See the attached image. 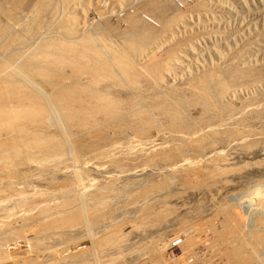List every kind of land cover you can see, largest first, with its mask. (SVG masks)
Returning <instances> with one entry per match:
<instances>
[{
	"label": "rangeland",
	"instance_id": "374dc122",
	"mask_svg": "<svg viewBox=\"0 0 264 264\" xmlns=\"http://www.w3.org/2000/svg\"><path fill=\"white\" fill-rule=\"evenodd\" d=\"M37 1L0 0V62L9 61L10 68L16 67L19 73V64L38 45L79 37L83 28L70 36L65 33L71 15L76 14L87 30L108 28L111 36L103 39L111 49H128L137 40L133 30L137 28L140 34L145 24L156 38L168 16L181 13L186 17L169 23L158 45L152 37L129 51L128 61L140 78L130 77L134 82L119 76L118 67L111 66V51L104 53L103 48L98 63L113 67L110 74L114 76L98 84L89 83L90 74L79 77L76 72L72 78L73 65L57 67L55 74L44 78H32L31 65L25 68L32 71L25 73L30 79H21L17 72L21 77H14L18 78L14 82L34 79L48 97L51 90L73 80L78 88L90 84V89L107 92L121 105L117 118L94 129L93 125L81 127L78 117L68 123L60 113L49 124L22 122L32 132L41 129L53 136L49 141L55 143L54 149L49 141L9 146L3 142L6 127L0 128L4 144L0 145V264H264V0H79L84 3L77 2L80 7L74 4L71 9L62 0H43L44 8ZM39 18L44 20L41 24ZM128 30L133 33L124 42L122 33L130 34ZM97 45L92 48L100 51ZM189 45L199 55L188 51ZM174 58L176 62L182 59V66L174 65ZM89 62L93 67L95 61ZM152 67L158 71L149 73ZM169 68L178 75L165 77ZM210 73L234 77L235 87L242 88L235 100L217 101L214 106L219 111L192 99L195 83ZM165 101L184 107V127L176 129L172 119L160 112L157 105L163 108ZM81 211L82 215L86 212L84 220L74 217ZM60 214L66 224L44 227Z\"/></svg>",
	"mask_w": 264,
	"mask_h": 264
},
{
	"label": "bare ground",
	"instance_id": "6f19581e",
	"mask_svg": "<svg viewBox=\"0 0 264 264\" xmlns=\"http://www.w3.org/2000/svg\"><path fill=\"white\" fill-rule=\"evenodd\" d=\"M39 2H40V6H43L44 4H46V3H44V1L42 0V2L40 1V0H38ZM38 1H37V3L36 4H38ZM63 2H62V4H64L65 6H68V8H70L69 6H72L73 7V5L75 4V6L77 5V2H78V4L80 3V1L79 0H62ZM199 1V0H198ZM204 1V0H203ZM50 2V1H49ZM61 2V1H60ZM89 2V1H88ZM157 2V1H156ZM53 3V2H52ZM82 3H84V2H82ZM82 3H80V4H82ZM152 3V2H151ZM35 4V5H36ZM54 4V3H53ZM57 4H58V2H57ZM86 4V3H85ZM84 4V5H85ZM87 4H89V3H87ZM154 4V3H153ZM61 5V4H60ZM83 5V6H84ZM116 5V4H115ZM124 5V4H123ZM155 5V4H154ZM46 6V5H45ZM54 6V5H53ZM58 6V5H57ZM82 6V5H81ZM138 6V5H137ZM140 7H141V5H139ZM156 6H158V5H156ZM10 7V6H9ZM34 7V6H33ZM38 7H39V4H38ZM37 7V8H38ZM55 7H56V5H55ZM77 7H78V5H77ZM80 7V6H79ZM78 7V8H79ZM151 7V6H150ZM164 7V6H163ZM6 8V7H5ZM43 8H44V6H43ZM46 8V7H45ZM63 8V7H62ZM77 8V9H78ZM118 8V7H117ZM144 8V7H143ZM147 8V7H146ZM9 9V8H8ZM7 9V10H8ZM27 9V8H26ZM36 9V8H35ZM52 9V8H51ZM71 9V8H70ZM74 9H76V8H74ZM156 9V8H155ZM6 10V11H7ZM10 10V9H9ZM8 10V11H9ZM53 10V9H52ZM51 10V11H52ZM67 10H69V9H67ZM149 10H150V8H149ZM166 10V9H165ZM5 11V10H4ZM42 11V10H41ZM41 11L38 9V12H37V14H39L40 15V13H41ZM48 11H50V10H48ZM54 11V10H53ZM122 11V10H121ZM155 11V10H154ZM154 11L153 12H151L152 14L154 13ZM43 12H44V10H43ZM72 12V11H71ZM158 14L161 12L162 13V11L161 10H157L156 11ZM156 12L154 13V14H156ZM1 13V12H0ZM34 13H35V11H34ZM50 13H52V12H50ZM69 13V12H68ZM77 13V12H76ZM164 13V12H163ZM4 14H5V12H4ZM78 14V13H77ZM88 14V13H87ZM145 14V13H144ZM169 14H170V12H169ZM168 14V15H169ZM179 14V13H178ZM1 15H3V13L1 14ZM8 15H9V13H8ZM39 15H37V16H39ZM52 15V14H51ZM68 15H70V14H68ZM76 15V14H75ZM75 15H71L70 17H68V19H67V21H66V23H67V26H68V29H65V33H68L69 34V36L71 35V34H75V32H76V29H79L80 31H81V29H82V31L80 32V35H79V37L77 38V39H79V41H76L75 39H67V40H64L63 42H60V41H54V39H51V40H47V41H45V42H43V44H41V46L40 45H38V43H36L39 47L37 48V47H35L36 46V44L34 45V47L35 48H37L36 49V51L35 52H33L32 54H30V55H28V58L27 57H25L26 56V54H25V58L26 59H28V60H22V66L19 64V66H18V68H19V70H20V72L21 73H19L18 72V70L17 69H15V68H10L11 66L7 63V62H9V61H7V62H3V61H1V62H3V63H1L0 62V128L1 127H6L5 128V130H6V135H5V139H4V141L3 142H5L4 144H6V142H7V144L9 145V146H11V145H13V146H15V145H25V144H35V143H41V142H43V141H49V138L50 139H54V137L52 136V138L51 137H49V135H44L43 133H42V131H41V129H39V130H33V131H35V132H32L31 131V129L29 128V127H27V126H23L22 124H24V123H22V122H24V120L25 119H30V120H34V121H36V122H38V121H43L44 120V122H46V123H51L50 122V119H54V118H56V116H54V114H56V113H60L63 117L62 118H64V120H66V122H68V123H73L74 121H76L77 120V117H78V119L80 120V121H78V123L80 124V125H82L81 127H84V126H90V125H93V129L94 128H96V127H98V126H102L103 125V122H108V120H112L111 118H114L118 113H120V103H119V101L118 100H116V99H114V98H112V97H110V95L107 93V92H102V91H99V90H97L96 88L93 90V89H90L89 87H90V84H89V87H88V85H87V87H86V85H85V87L84 88H78V86H76V84H74L72 81H70V85H62L63 86V88H61V87H59L60 88V90H59V88H53L54 90V92L52 93V90H51V96L53 97V99L51 98V96L50 97H48V93L47 92H45L44 90H42L41 89V87L39 88L38 87V83H36V82H32V81H34V79L32 80V81H30V80H28V83H30V84H28L27 83V77L26 76H28V74L27 75H25V73L27 72L28 73V69L26 70L25 68H27V67H30V65H31V70L33 71V74L34 75H32L31 77L32 78H35V76L37 77V76H39V75H41V77L43 76V78L44 77H46V76H49V74L50 73H53V71H54V74H55V72H57V67H62V66H64V65H73L72 67H73V70H74V72H73V74H72V78H75L74 76L79 72V74H78V76L80 77V76H82V74H84L83 76L85 77V76H87V75H89L90 74V81H89V83L90 82H92V84L91 85H93V84H98V82L99 81H101V80H103V79H107L108 77L110 78V77H112V75L114 76V74H110V71H111V68L112 69H114L115 68V66L116 67H118L117 68V70L120 72V74H119V76L121 75H124L125 77H126V79L127 78H129V79H131V80H133V78H130V77H135V76H137V74H139V73H137L136 71H135V69H134V67L131 65L132 63H131V60H130V62L128 61V58H131V55L129 54V51L130 50H133V49H137V47H139V45H141V46H144V44H146L145 42H150V41H152L151 40V38L153 37V32H152V30L150 29V28H145V26H146V24L144 25V24H142V28L140 29L141 30V33L139 34V31L137 30V28L136 29H134L133 31H135L136 30V32L132 35V36H135L136 37V43L135 42H130L129 43V48L128 49H125V48H122L121 47V49H116V48H112L111 49V47H109V44H108V42L106 43V40H104L103 38H105V37H107L108 35H110V34H108L107 35V30L106 29H108V28H105V27H103V28H91V29H89V30H87V28L86 27H82L83 25H80L79 24V22H78V19L75 17ZM160 15V14H159ZM136 16V15H135ZM158 16V15H157ZM4 17V16H3ZM5 17H6V15H5ZM41 17V16H40ZM48 17H50L49 15H48ZM109 17V16H108ZM142 17V16H141ZM160 17V16H159ZM162 17V16H161ZM186 16L185 15H181V13H180V15H175V17H170L169 18V16H168V18H167V20H165V21H163L162 19V31L163 32H161V33H159V34H157L156 33V38H154V40H156V41H154L153 43H157V41H158V43H159V40H162L164 37H163V33L166 31V30H168L167 28L169 27V26H171V25H169V23H171V24H173V23H175V24H177V23H180L179 21H182V19H183V21L185 20L184 18H185ZM163 18H166V17H163ZM11 19V18H10ZM40 19L41 18H39V21H40ZM49 19H51V18H49ZM84 19V18H83ZM129 19V18H128ZM134 19H136L135 17H134ZM154 19V18H153ZM46 20V19H45ZM63 20V19H62ZM89 20V19H88ZM129 20H131V18L129 19ZM137 20V19H136ZM4 21V20H3ZM8 21V20H7ZM12 21V20H11ZM36 21V20H35ZM38 21V22H39ZM41 21H44V20H41ZM41 21H40V24H41ZM84 21V20H83ZM82 21V23L84 24V26H85V21L83 22ZM5 22V21H4ZM87 22V21H86ZM133 22V21H132ZM132 22H130V23H132ZM138 23H139V21H137ZM146 22V21H145ZM156 22H157V20H156ZM161 22V21H160ZM52 23V22H51ZM64 23V22H63ZM95 23V22H94ZM136 23V22H135ZM142 23V22H141ZM182 23V22H181ZM62 23L60 22V25H61ZM77 24V25H76ZM92 24L93 23H91V26H92ZM8 25V24H7ZM29 25V24H28ZM27 25V26H28ZM64 26H65V24H63ZM87 25V24H86ZM90 25V24H89ZM116 25V24H115ZM137 25V24H136ZM136 25H135V27H136ZM103 26V25H102ZM132 26V25H131ZM139 26V25H138ZM153 26V25H152ZM173 26H175V25H173ZM3 27V26H2ZM41 27V26H40ZM39 27V28H40ZM134 26H133V28H135ZM190 27V26H189ZM81 28V29H80ZM85 28V29H84ZM153 28V27H152ZM170 28V27H169ZM1 29H3V28H1ZM10 29V28H9ZM33 29H34V27H33ZM64 29V28H63ZM119 29H120V27H119ZM139 29V28H138ZM161 29V28H160ZM175 29H177L176 28V26H175ZM4 30V29H3ZM17 30V29H16ZM41 30V29H40ZM78 30V31H79ZM115 30V29H114ZM174 30V29H173ZM179 30V29H178ZM5 31H7V30H5ZM12 31V30H11ZM38 31V30H37ZM172 30H170V32H171ZM27 32H29V31H27ZM58 32V31H57ZM109 32V31H108ZM130 32V34H127L126 32H125V35H124V31H123V33H122V37H124L125 38V36H127V35H129V36H127V38L129 39V37H131V34L133 33L132 32V30L131 31H129L128 30V33ZM158 32H159V30H158ZM167 32V31H166ZM174 32V31H173ZM25 33H26V31H25ZM64 33V34H65ZM121 32H119V33H117V35L119 34V35H121L120 34ZM172 33V32H171ZM0 34H2V33H0ZM8 34V33H7ZM6 34V35H7ZM16 34V33H15ZM57 34V33H56ZM161 34V35H160ZM174 34V33H173ZM26 35V34H25ZM66 35V34H65ZM165 35V34H164ZM171 34L169 33V36H170ZM1 36V35H0ZM16 36V35H15ZM27 36V35H26ZM32 36V35H31ZM78 36V35H77ZM111 36V35H110ZM166 36V35H165ZM3 37V36H2ZM46 37V36H45ZM61 37V36H60ZM172 37V36H171ZM38 38V37H37ZM44 38V37H43ZM68 38V37H67ZM74 38V37H73ZM133 38V37H132ZM170 38V37H169ZM3 39V38H2ZM5 39V38H4ZM14 39V38H13ZM42 39V38H41ZM8 40H9V38H8ZM23 39H21L20 41H22ZM27 40V39H26ZM28 40H29V38H28ZM132 40V39H131ZM10 41V40H9ZM9 41H7V42H9ZM25 41V40H24ZM33 41V40H32ZM39 41V40H38ZM125 41H128V40H126V38H125V40H124V42ZM4 42V41H3ZM31 42V41H30ZM40 42H41V40H40ZM58 42V43H57ZM97 43L98 45V48H100V51H98V49H94V48H92L93 46V44H95V43ZM163 42H164V40H163ZM163 42H161L160 41V44L161 43H163ZM6 43V42H5ZM22 43H23V41H22ZM26 43V42H25ZM28 43V42H27ZM128 43V42H127ZM152 43V42H151ZM158 43L156 44V45H158ZM20 44V43H19ZM24 44V43H23ZM29 45H30V43H28ZM192 44V43H191ZM108 45V46H107ZM148 45H149V43H148ZM163 45V44H162ZM3 46V45H2ZM95 46V45H94ZM160 46V45H159ZM190 47L189 48H186L188 51L190 50L192 53H194V54H198L197 52H196V49H193L192 47H191V45H189ZM193 46V45H192ZM10 47H11V45H10ZM13 47V46H12ZM22 47H26V45L25 46H22ZM31 47V46H30ZM125 47V46H124ZM154 48H155V46H153ZM158 47V46H157ZM181 47V46H180ZM4 48V47H3ZM7 48V47H6ZM9 48V47H8ZM34 48V49H35ZM101 48H103L105 51H104V53L107 51V53L109 54L110 53V51H111V54L110 55H112L111 57H110V61H111V63L113 64V65H111V66H113V67H108V65H107V67H105L106 65L104 64V63H98V60H99V58H101L102 57V50H101ZM182 48V47H181ZM185 48L183 47V49L185 50ZM15 49H17V48H15ZM26 49V48H25ZM140 49V48H139ZM142 49V48H141ZM256 48H254V49H252V50H255ZM1 50V49H0ZM9 50V49H8ZM7 50V51H8ZM27 50V49H26ZM31 50V49H30ZM146 50V49H145ZM180 50V49H179ZM251 50V51H252ZM12 51H14V49L12 50ZM141 51V50H140ZM186 51V50H185ZM201 51V50H200ZM1 52H2V50H1ZM9 52H10V50H9ZM155 52V51H154ZM178 52V51H177ZM199 52V51H198ZM202 52V51H201ZM255 51H252V53H254ZM7 53V52H6ZM10 53H12V52H10ZM181 53V52H180ZM203 53V52H202ZM201 53V54H202ZM1 54V53H0ZM8 54V53H7ZM107 54V55H108ZM152 54V53H151ZM183 54V53H182ZM191 54V53H190ZM193 54V55H194ZM2 55V54H1ZM15 54H13V56H14ZM106 55V56H107ZM173 55V54H172ZM179 55V54H178ZM195 55V56H196ZM199 55V54H198ZM216 55V54H215ZM217 55H219V53L217 54ZM3 56V55H2ZM11 56V54L9 55V57ZM105 56V55H104ZM185 56H186V53H185ZM187 56H189V55H187ZM7 57V56H6ZM6 57H4V58H6ZM16 57V56H15ZM14 57V58H15ZM23 57V56H22ZM108 57V56H107ZM128 57V58H127ZM169 57V56H168ZM174 57V56H173ZM190 57V56H189ZM192 57V56H191ZM219 57V56H218ZM11 58H13V57H11ZM10 58V59H11ZM105 58V57H104ZM187 58V57H186ZM194 58V57H193ZM196 58V57H195ZM199 58V57H198ZM220 58V57H219ZM221 58H223L222 57V55H221ZM245 58H247V56L245 57ZM2 59V57L0 56V60ZM19 59V58H18ZM189 59V58H188ZM218 59V58H217ZM240 59V58H239ZM4 60V59H3ZM91 60H94L95 61V64L96 63H98V67H96V68H94V65H92L93 67H91V65L89 64L90 62L89 61H91ZM175 60H177L176 58H174V61ZM182 60V59H181ZM180 59L178 60L179 62H173L174 63V65H177V66H179V65H181V64H183V62L182 63H180V61H181ZM192 59H190V61H191ZM244 60V59H243ZM19 61V60H18ZM104 61V60H103ZM166 61H168V60H166ZM184 61V60H183ZM195 61V60H194ZM245 61H247V60H245ZM27 62V63H26ZM193 62V61H192ZM241 62V61H240ZM16 63V62H15ZM24 63H25V65H24ZM86 63V64H85ZM91 63H93V61L91 62ZM106 63V62H105ZM108 63V62H107ZM110 63V62H109ZM110 63V64H111ZM186 63V62H185ZM242 63V62H241ZM12 64V63H11ZM84 64L88 67V69L89 70H85V69H87V67H85L84 66ZM135 64V63H134ZM190 64V63H189ZM193 64V63H192ZM198 64V63H197ZM89 65H90V67L91 68H89ZM105 65V66H104ZM14 66V65H13ZM15 66H16V64H15ZM96 66H97V64H96ZM110 66V65H109ZM171 68H173V64H171ZM182 66V65H181ZM184 66V65H183ZM186 66H188L187 64H186ZM197 66V65H196ZM85 67V69H83ZM169 67V66H168ZM167 67V68H168ZM157 68V67H156ZM57 69V70H56ZM26 70V71H25ZM30 70V69H29ZM30 70V71H31ZM81 70H85L83 73L81 72L80 73V71ZM116 70V71H117ZM169 73H168V75L167 76H165V77H167L168 79H169V77L170 76H174L175 74H177V72L175 73L173 70L174 69H170L169 68ZM31 71V72H32ZM114 71V70H113ZM156 71H158V70H156L155 68H150V71H148L149 73H152V72H156ZM166 71H168L167 69H166ZM179 71V70H178ZM17 72L20 74V75H22V77H21V79H26V80H23L24 81V83H25V81H26V84H27V86H26V84H22V82H18L17 83V81L16 82H14V80L13 79H15V80H17L18 78H20L19 76H17ZM77 72V73H76ZM103 72V73H102ZM220 73L222 72V74H223V71H219ZM238 72V71H237ZM43 73V74H42ZM59 73V72H58ZM112 73V72H111ZM113 73H115V71L113 72ZM118 73V72H117ZM117 73H115V74H117ZM146 73V72H145ZM148 73V74H149ZM159 73V72H158ZM165 73V75H166V72H164ZM215 73V72H214ZM205 74V75H203L198 81H197V83H195V86L193 87L197 92H195L196 94H194V96H193V100L195 101V104H196V102H197V100L200 102L201 100H203L204 102H203V107L205 108V106H204V104H207L208 106H207V108H209L210 110L212 109H214L213 107H215L214 105H216V104H218V103H216L217 101L219 102H223V101H225L227 98L230 100V101H232V100H235L234 98L236 97V92L237 91H240V89H242V88H239V87H235V84H234V81H232L233 79H234V77H230V79H226L224 76L223 77H221L222 76V74H221V76H219V74L218 75H216V74ZM18 74V75H19ZM91 74H94L93 76L91 75ZM184 74V73H183ZM243 74V73H242ZM142 75V74H141ZM178 75V74H177ZM238 75H240L239 73H238ZM18 77L17 79L16 78H14V77ZM57 76V75H56ZM77 76V77H78ZM144 76H146V75H144ZM157 76V75H156ZM159 76V75H158ZM169 76V77H168ZM235 76H237V75H235ZM29 77V76H28ZM67 77V76H66ZM123 77V76H122ZM146 77H148V75L146 76ZM154 77V76H153ZM164 76L162 75V80L163 79H165V78H163ZM176 77V76H175ZM177 77H179V76H177ZM240 77V76H239ZM249 77V76H248ZM53 78V77H52ZM82 78V77H81ZM114 78V77H113ZM136 78V80H140V78H137V77H135ZM160 78H161V76H160ZM20 79V80H21ZM29 79H30V77H29ZM51 79V78H50ZM70 79H71V77H70ZM87 79V78H86ZM153 79V78H152ZM175 79V78H174ZM177 79V78H176ZM241 79V78H240ZM251 79V78H250ZM77 80H79V79H77ZM76 80V81H77ZM89 80V79H88ZM113 80V79H112ZM121 80H122V78H121ZM236 80H237V78H236ZM43 81V80H42ZM111 81V80H110ZM159 81H161V79H159ZM158 81V82H159ZM241 80H239V82H240ZM260 81V80H259ZM264 81V80H263ZM41 82V81H40ZM49 82V81H48ZM52 82V81H51ZM79 83L81 82V80L80 81H78ZM106 82H107V80H106ZM109 82V81H108ZM132 82H134V80L132 81ZM163 82V81H162ZM237 82V81H236ZM262 82V81H261ZM260 82V83H261ZM37 85H36V84ZM67 83H69L68 81H67ZM73 83V84H72ZM77 83V82H76ZM84 83V82H83ZM100 83V82H99ZM135 83H136V81H135ZM135 83L133 84L134 86H136L135 85ZM157 83V82H156ZM160 83V82H159ZM158 83V84H159ZM164 83H167V82H164ZM163 83V85H165ZM257 83V82H256ZM259 83V82H258ZM20 84H22V85H20ZM107 84H109V83H107ZM106 84V85H107ZM162 84V83H161ZM189 84H192V83H189ZM251 84V83H250ZM250 84H248V85H250ZM263 84V83H262ZM25 85V86H24ZM30 85V87H28ZM72 85V86H71ZM77 85H79V84H77ZM155 85H157V84H155ZM162 85V86H163ZM237 86H242L241 84H236ZM245 85V84H244ZM258 85V84H257ZM261 85V84H260ZM259 85V86H260ZM264 85V84H263ZM55 86V85H54ZM80 86V85H79ZM83 86V85H82ZM97 86H99V85H97ZM189 86V85H188ZM193 86V85H192ZM53 87V86H52ZM64 87H67V88H64ZM191 87V86H190ZM190 87H188V88H190ZM214 87H216L215 89V91H213L214 90ZM261 87V86H260ZM263 87V86H262ZM158 88V87H157ZM161 88V87H160ZM165 89V88H164ZM105 90V89H104ZM176 90V89H175ZM180 90V89H179ZM106 91H108V90H106ZM164 91V90H163ZM183 91V90H182ZM194 91V90H193ZM170 92V91H169ZM175 91H173L172 93H174ZM175 93H177V92H175ZM183 93V92H182ZM180 93L181 95H183V94H185V93ZM161 94V93H160ZM49 95H50V93H49ZM171 95V94H170ZM174 95V94H173ZM163 96V95H162ZM161 96V97H162ZM167 96V95H166ZM185 96H188V95H185ZM156 97V96H155ZM168 97V96H167ZM175 97V96H174ZM189 97V96H188ZM54 98H55V100H54ZM150 98H152V97H150ZM157 98H158V96H157ZM169 98V97H168ZM191 98V97H190ZM166 99V98H165ZM171 99V98H170ZM174 99V98H173ZM172 99V100H173ZM180 99H182L181 97H180ZM187 99V98H186ZM185 99V100H186ZM227 99V100H228ZM162 100V99H161ZM178 100H179V98H178ZM188 100V99H187ZM192 100V101H193ZM227 100H226V102H227ZM55 101V102H54ZM174 101V100H173ZM190 101H191V99H190ZM192 101H191V103H192ZM55 103V105L53 106V104ZM143 102V101H142ZM154 102V101H153ZM171 102V101H170ZM198 102V103H199ZM165 104H163V108L161 107V106H159V105H157V107H158V109L160 110V112H164L168 117H170L172 120L170 121V123H171V125L173 126V127H175L176 129L178 128V127H180V126H183V123H185L184 122V119H183V113H181L182 111H184V110H182L183 108H181L180 107V102H178V103H176L175 102V104L174 103H172V104H168V102L167 101H165L164 102ZM182 103V102H181ZM185 104H186V102H184ZM188 103H189V101L187 102V104L186 105H188ZM202 103V102H201ZM224 103V102H223ZM222 103V104H223ZM136 104V103H135ZM138 104V103H137ZM156 104V103H155ZM190 104V103H189ZM194 104V105H195ZM220 104V103H219ZM162 105V104H161ZM186 105H184V106H186ZM55 106H56V108L57 109H55ZM133 106V105H132ZM152 108H154L155 109V106L154 105H152L151 106ZM220 108L222 107V106H219ZM122 108V107H121ZM131 108V107H130ZM143 108V107H142ZM207 108H206V110H207ZM60 109V110H59ZM215 109H217L216 107H215ZM130 110V109H129ZM135 110V109H134ZM147 110V109H146ZM218 110V109H217ZM224 110V109H223ZM61 111V112H60ZM154 111V110H153ZM209 111V110H208ZM208 111L206 112V113H208ZM219 111V110H218ZM121 112H123L122 110H121ZM130 112H131V110H130ZM140 112H141V110H140ZM156 112V111H155ZM185 112V111H184ZM214 112V111H213ZM223 112V111H222ZM129 113V112H128ZM215 113H216V111H215ZM59 114V115H60ZM131 114H133V113H131ZM135 114H136V112H135ZM135 114H134V117H135ZM138 114V113H137ZM145 114V113H144ZM149 114V113H148ZM154 114V113H153ZM185 114V113H184ZM60 115V116H61ZM120 115V114H119ZM128 115V114H127ZM214 115V114H213ZM217 115H218V112H217ZM221 115V114H220ZM219 115V116H220ZM53 116H54V118H53ZM100 116H102L101 118V120H99V117ZM152 116V115H151ZM163 116V115H162ZM147 117H148V115H147ZM150 117V116H149ZM161 117V116H160ZM164 117V116H163ZM187 117V116H186ZM185 117V118H186ZM215 117H217V116H215ZM61 118V117H60ZM115 118H117V117H115ZM152 118V117H151ZM188 119V118H187ZM153 120V119H152ZM147 122H148V120H146ZM186 121V120H185ZM188 121V120H187ZM242 121V120H241ZM187 123V122H186ZM78 124V125H79ZM105 124V123H104ZM189 124V123H188ZM26 125V124H25ZM46 125V124H45ZM67 125V124H66ZM38 126V125H37ZM63 126H64V124H63ZM69 126V125H68ZM190 126V125H189ZM184 127V126H183ZM188 127V126H187ZM46 128V127H45ZM85 128V127H84ZM79 129V128H78ZM43 130V129H42ZM214 132V131H213ZM59 134V133H58ZM85 134V133H84ZM180 136V135H179ZM3 139V138H2ZM51 141V140H50ZM49 141V142H50ZM52 141H57V139L56 140H52ZM3 142L2 143H0V145H4L3 144ZM59 142L61 143V141L59 140ZM191 142V141H190ZM51 143V142H50ZM66 143V142H65ZM52 144V143H51ZM50 144V146L52 147V145H53V147H52V149H54L55 147V143H53L52 145ZM71 144V143H70ZM7 145V146H8ZM60 145V144H59ZM62 145V144H61ZM65 145V144H64ZM8 146V147H9ZM69 147L71 146V145H68ZM59 147V146H58ZM68 147V148H69ZM10 148V147H9ZM65 148V147H64ZM63 149V148H62ZM59 150V149H58ZM83 210H84V207H81ZM27 211V210H26ZM57 213V212H56ZM63 213V212H62ZM10 214V213H9ZM23 214H24V212H23ZM26 214H27V212H26ZM53 214V213H52ZM1 215V214H0ZM20 215V214H19ZM49 215V214H48ZM58 215V214H57ZM86 215V212L85 213H83V215H82V211H81V213L78 215V216H76V215H74V217H79V218H81L82 219V217H83V220H84V216ZM8 217H9V215H7ZM7 216H6V218H7ZM17 216V215H16ZM27 216V215H26ZM51 216V215H50ZM66 217V216H65ZM67 217H68V215H67ZM66 217V218H67ZM1 218V217H0ZM3 218V217H2ZM5 218V219H6ZM19 218V217H18ZM31 218H32V216H31ZM47 218V217H46ZM50 218V217H49ZM51 218H53V217H51ZM50 218V219H51ZM56 218L57 219H55V220H50L49 222H47L45 219V221L47 222V224H44V227H49V226H63V224H66V219L64 218V216H62L61 214H60V216H56ZM70 218V216L67 218V219H69ZM4 219V218H3ZM10 220V219H9ZM29 220V219H28ZM86 220V219H85ZM264 220V219H263ZM4 220H1V222H3ZM45 221H43V222H45ZM8 222V221H7ZM6 222V223H7ZM14 222V221H13ZM19 222H21V221H19ZM264 222V221H263ZM24 223V222H23ZM9 225V224H8ZM21 225V224H20ZM23 225V224H22ZM19 226V225H18ZM37 226V225H36ZM39 226V225H38ZM42 226V225H41ZM1 227V226H0ZM7 227V226H6ZM240 227V226H239ZM30 228V227H29ZM9 229V228H8ZM2 230V229H1ZM4 230V229H3ZM10 231V230H9ZM3 233V232H2ZM237 252V251H236ZM238 252H240L239 250H238ZM237 254V253H236ZM237 255H239V254H237ZM240 255H241V253H240ZM237 257V256H236ZM238 258V257H237ZM236 259V258H235ZM243 263V262H242Z\"/></svg>",
	"mask_w": 264,
	"mask_h": 264
}]
</instances>
